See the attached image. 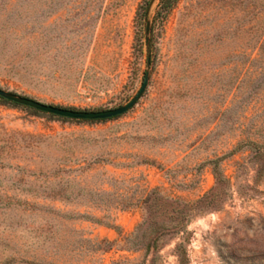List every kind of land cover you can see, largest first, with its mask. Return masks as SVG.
<instances>
[{
    "label": "rangeland",
    "instance_id": "374dc122",
    "mask_svg": "<svg viewBox=\"0 0 264 264\" xmlns=\"http://www.w3.org/2000/svg\"><path fill=\"white\" fill-rule=\"evenodd\" d=\"M146 71L0 102V264H264V0H0L4 91Z\"/></svg>",
    "mask_w": 264,
    "mask_h": 264
},
{
    "label": "water",
    "instance_id": "95a60500",
    "mask_svg": "<svg viewBox=\"0 0 264 264\" xmlns=\"http://www.w3.org/2000/svg\"><path fill=\"white\" fill-rule=\"evenodd\" d=\"M148 31H149V26L147 24L145 29L146 38L148 35ZM149 64H150V59L148 57L147 65ZM148 80H149V73L148 71H146L138 92L126 105L113 109L100 110V111H83V110L77 111V110L57 107L39 102L37 100L25 96H20L12 92L4 91L2 89H0V98L4 99L7 102L14 103L16 105L27 107L29 109H32L34 111L43 114H47L63 119L81 120V121H98V120L112 119L127 113L132 107H134V105L141 98L142 94L144 93L147 87Z\"/></svg>",
    "mask_w": 264,
    "mask_h": 264
},
{
    "label": "trees",
    "instance_id": "16d2710c",
    "mask_svg": "<svg viewBox=\"0 0 264 264\" xmlns=\"http://www.w3.org/2000/svg\"><path fill=\"white\" fill-rule=\"evenodd\" d=\"M0 102L4 103V104L12 105L14 107H20V108H24V109H29L27 107H23V106L16 105L14 103L7 102V101H5L2 98H0ZM57 107H59V106H57ZM71 110H74V109H71ZM77 111H80V110H77ZM35 112H37V111H35ZM44 115H46V116H48L50 118L58 119V120H64V121L69 120V119H63V118H59V117H55V116H51V115H47V114H44ZM119 117H115V118H112V119H106V120L82 121V122H106V121H110V120H115V119H117ZM77 121H81V120H77ZM213 173H214L216 188L210 190L209 193L205 194L203 197H201L200 199L196 200L191 205H186L187 206V210H186L187 213L185 214V217H183V222L181 223V226L186 224L192 217L195 216V214L202 213L203 211H210V210H213L215 208V206L213 204H214L215 199L218 196L217 192H216V189H217V187H219V185H220V183L222 181V176L216 169H214ZM223 182H224V179H223ZM154 194H155L154 192H151L150 195H147V197H146L147 200L145 201V203H147V201L151 200V197H153ZM142 225H146V227H151L153 224L149 223L148 220L146 219V220H144ZM182 227H184V226H182ZM155 228H156V226H155ZM163 228L164 227H161V228H159V230L160 229L164 230ZM153 230L156 232V230H158V229H153ZM161 234H162V231L158 233V236L161 235ZM155 239H156V237H154L153 239H149L148 242L144 245L147 250H149L150 246L154 243Z\"/></svg>",
    "mask_w": 264,
    "mask_h": 264
}]
</instances>
